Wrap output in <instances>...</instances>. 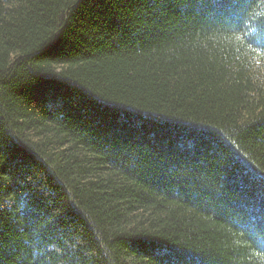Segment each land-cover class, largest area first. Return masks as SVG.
Returning a JSON list of instances; mask_svg holds the SVG:
<instances>
[{"label":"trees","instance_id":"1","mask_svg":"<svg viewBox=\"0 0 264 264\" xmlns=\"http://www.w3.org/2000/svg\"><path fill=\"white\" fill-rule=\"evenodd\" d=\"M0 264H264V0H0Z\"/></svg>","mask_w":264,"mask_h":264}]
</instances>
